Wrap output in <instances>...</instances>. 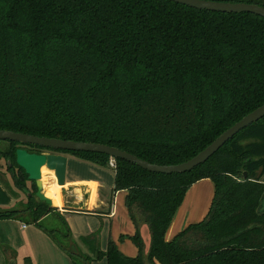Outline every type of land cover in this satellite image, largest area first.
I'll return each mask as SVG.
<instances>
[{
    "label": "trees",
    "instance_id": "trees-1",
    "mask_svg": "<svg viewBox=\"0 0 264 264\" xmlns=\"http://www.w3.org/2000/svg\"><path fill=\"white\" fill-rule=\"evenodd\" d=\"M221 1L264 6V0ZM262 104L264 18L259 15L169 0H0V130L102 143L171 165L196 155ZM0 141L6 145L0 158L13 184L30 194L28 223L48 234L72 264L103 257L106 264H264V212L258 210L264 116L182 173L150 172L116 158L111 193L127 192L135 256L123 254L111 239L102 250L96 233L80 238L87 252L75 247L57 207L34 200L15 161L19 147L70 154L104 167L108 155ZM202 178L214 185L206 215L166 240L186 190ZM19 212L0 209V219L23 220ZM51 213L61 225L41 224Z\"/></svg>",
    "mask_w": 264,
    "mask_h": 264
},
{
    "label": "crops",
    "instance_id": "crops-1",
    "mask_svg": "<svg viewBox=\"0 0 264 264\" xmlns=\"http://www.w3.org/2000/svg\"><path fill=\"white\" fill-rule=\"evenodd\" d=\"M63 155L67 157L65 182L60 188L61 194L59 193L58 186V190L52 191L51 198H55L54 200L57 203V205L52 204V206L57 207L58 213L61 214L63 219L66 221L70 231H74L76 229L74 224L75 221L72 217L73 214H84L109 219L111 224H116V228L114 227L113 230H111V233L107 235V241L109 239L113 240L123 254L127 256H135L137 254L136 246L135 248H128L127 244L122 241L134 233V225L129 218L128 211L125 206L126 190H117L111 193V188L114 184V172L112 170L108 171V169H106L107 167L84 161L73 155ZM43 174L44 169L42 177ZM49 176L50 179L53 178V173L50 172ZM261 181L264 183V172L261 177ZM48 184L50 185L49 182ZM44 187L47 191L52 190L51 185L48 186L45 181ZM213 190L214 185L212 180L209 178H202L194 182L186 190L184 198L176 209L165 232L166 240L173 238L175 234L181 231L189 223L198 222L203 219L210 206ZM44 193L46 194V192ZM119 197L123 201L129 218V224L127 223L125 225L124 230L117 224ZM70 209L95 210L107 212V214L102 213L100 215H96L84 212H72ZM258 210L264 212V191L260 197ZM55 216L59 219L58 215ZM2 220L10 222L14 221L17 226L21 228L23 234L25 235L24 242L29 245V248H27L25 253L28 252V249L32 248L29 254L32 256L34 264H55V261L62 264H68V262H71L69 256L60 247H58L54 240L46 237L47 235H44V231L42 232L40 228L34 226L35 229L31 231L28 229L29 226H27L29 224H24L23 220L12 218ZM141 232L147 246V228L143 226L141 228ZM121 235L124 236L123 239L120 238ZM43 236H45V238ZM33 237L36 238L33 239ZM106 239L105 236L101 237V244L98 238L100 248L101 245L105 247L104 244L107 243ZM31 264L33 263L31 262Z\"/></svg>",
    "mask_w": 264,
    "mask_h": 264
},
{
    "label": "water",
    "instance_id": "water-1",
    "mask_svg": "<svg viewBox=\"0 0 264 264\" xmlns=\"http://www.w3.org/2000/svg\"><path fill=\"white\" fill-rule=\"evenodd\" d=\"M175 3L193 7L196 9H205L224 13H239L248 12L259 15L264 18V6L246 3V2H231L221 0H169ZM264 116V104L252 110L240 120L235 122L220 135H218L209 145L199 151L190 159L178 164L159 165L143 160L136 155H133L125 150H121L115 146H110L102 143L62 140L51 137H39L36 135L14 132L9 130H0V140H11L19 142L22 145H37L53 150H70V151H85L104 153L109 157L126 160L130 163L141 167L150 172L156 173H182L189 171L195 166L207 160L215 153L226 141L232 138L238 131L248 126L249 124L261 119ZM15 161L27 175L29 181H33L36 187L34 200L36 202H44L47 205H52L50 198L43 193L42 167L52 170L56 179V183L60 186L64 185L67 157L61 153H56L51 150L47 152H28L25 148L19 147L15 150ZM10 165V161L7 160Z\"/></svg>",
    "mask_w": 264,
    "mask_h": 264
},
{
    "label": "rangeland",
    "instance_id": "rangeland-1",
    "mask_svg": "<svg viewBox=\"0 0 264 264\" xmlns=\"http://www.w3.org/2000/svg\"><path fill=\"white\" fill-rule=\"evenodd\" d=\"M5 142L0 141V148L5 147ZM108 171H113V169L107 167ZM50 170L47 168H44V174L42 177V181H45L46 183H50L52 190L47 191L46 188L43 186V191L46 192V196L51 198L52 191H56L59 188V193L61 194L60 188L62 186L57 185L55 176L53 174V178L50 179ZM53 173V172H52ZM0 176L3 178L0 180V209H16L20 210L19 214L20 217L23 219L24 224H29L27 226L29 230L33 231L35 227H37L34 224L28 223V213L29 211L26 210V203H27V196L25 192H23L20 189H17L16 186L13 184V181L10 177L9 172L6 170L5 160L3 158H0ZM27 189L29 193L32 194V197H34V191L31 181L26 182ZM58 186V188H57ZM48 194V195H47ZM57 195V193H56ZM8 204V205H7ZM24 209V210H23ZM118 215H117V224L122 227L124 230L125 225L129 224V218L127 216L125 206L123 204L122 199L120 197L118 198ZM123 213V215H122ZM74 224L76 229L71 232V237L74 241V245L77 248H80L81 251L87 252V247L82 243L80 238L82 236H86L88 234L96 233L100 243L102 244L101 237L105 236V239L107 238V235L111 233V230L113 228H116V224H111L109 219L105 217H97V216H89L84 214H73ZM119 218V219H118ZM57 222L58 225H61V220L57 219L55 215H49L47 217H44L41 220V224L45 227H51V224L53 222ZM39 228V227H38ZM42 231V230H41ZM43 232V231H42ZM45 233V232H43ZM46 237L51 238L48 234ZM24 234L17 226V224L12 221H4L0 219V264H25V257L28 258L29 261H31L33 264L32 256L29 254L32 250V248L28 249V252L25 253L27 248H29V245L24 242ZM45 238V236H43ZM36 237H33V239ZM47 239V238H46ZM107 241V239H106ZM127 244L128 248H135V245L132 243V241L129 238H125V240H122ZM108 242V241H107ZM101 245V249L105 250L107 243ZM59 247V246H58ZM55 264H62L55 261ZM68 264H71V262ZM90 264H106L105 257L92 261Z\"/></svg>",
    "mask_w": 264,
    "mask_h": 264
},
{
    "label": "built area",
    "instance_id": "built-area-1",
    "mask_svg": "<svg viewBox=\"0 0 264 264\" xmlns=\"http://www.w3.org/2000/svg\"><path fill=\"white\" fill-rule=\"evenodd\" d=\"M108 167L111 168V169H115L116 168V159L115 158L109 157Z\"/></svg>",
    "mask_w": 264,
    "mask_h": 264
},
{
    "label": "bare ground",
    "instance_id": "bare-ground-1",
    "mask_svg": "<svg viewBox=\"0 0 264 264\" xmlns=\"http://www.w3.org/2000/svg\"><path fill=\"white\" fill-rule=\"evenodd\" d=\"M44 168H46V167H45V166L42 167V170H41L42 173H43V169H44ZM48 170H49V169H48ZM50 171H52V170H50ZM52 172H53V171H52ZM53 174H54V173H53ZM41 181H42V178H41ZM42 184H43V186H44V181H42ZM46 184H47L48 186H50L48 183H46ZM57 185H58V184H57ZM44 192H45V191H43V193H44ZM44 194H45V193H44ZM45 196H46V195H45ZM48 198H50V197H48ZM50 199H51L53 205H57L56 201L54 200L55 198H54V199L50 198Z\"/></svg>",
    "mask_w": 264,
    "mask_h": 264
},
{
    "label": "flooded vegetation",
    "instance_id": "flooded-vegetation-1",
    "mask_svg": "<svg viewBox=\"0 0 264 264\" xmlns=\"http://www.w3.org/2000/svg\"><path fill=\"white\" fill-rule=\"evenodd\" d=\"M43 152H46V151H43ZM26 194V193H25ZM27 196L30 195V194H26Z\"/></svg>",
    "mask_w": 264,
    "mask_h": 264
}]
</instances>
